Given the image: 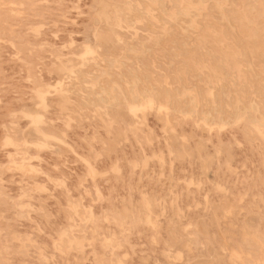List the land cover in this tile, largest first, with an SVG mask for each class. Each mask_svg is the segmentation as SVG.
Returning a JSON list of instances; mask_svg holds the SVG:
<instances>
[{
	"label": "rangeland",
	"instance_id": "obj_1",
	"mask_svg": "<svg viewBox=\"0 0 264 264\" xmlns=\"http://www.w3.org/2000/svg\"><path fill=\"white\" fill-rule=\"evenodd\" d=\"M263 65L264 0H0V264H264Z\"/></svg>",
	"mask_w": 264,
	"mask_h": 264
},
{
	"label": "bare ground",
	"instance_id": "obj_2",
	"mask_svg": "<svg viewBox=\"0 0 264 264\" xmlns=\"http://www.w3.org/2000/svg\"><path fill=\"white\" fill-rule=\"evenodd\" d=\"M2 1V0H1ZM45 1V0H44ZM180 1V0H179ZM41 2V1H40ZM137 2V1H136ZM153 2V1H152ZM175 2V1H174ZM259 2V1H258ZM10 3V2H9ZM133 3V2H132ZM155 3H156V1H155ZM158 3V2H157ZM159 3H161V2H159ZM168 3V2H167ZM139 4V3H138ZM165 4V3H164ZM204 4V3H203ZM259 4V3H258ZM12 5V4H11ZM142 5V4H141ZM141 5H140V7H141ZM159 5V4H158ZM188 6H189V4H187ZM160 6V5H159ZM198 6V5H197ZM238 6V5H237ZM224 7V6H223ZM145 9V8H144ZM252 9V8H251ZM16 10V9H15ZM19 10V9H18ZM146 10V9H145ZM152 10V9H151ZM173 10V9H172ZM183 10H184V8H183ZM12 11V10H11ZM140 11H142V10H140ZM144 11V10H143ZM149 11V10H148ZM18 12V11H17ZM116 12V11H115ZM134 12H137V10L136 11H134ZM133 12V13H134ZM171 12V11H170ZM228 12V11H227ZM110 13V12H109ZM118 13V12H117ZM139 13V12H138ZM144 13V12H143ZM142 13V14H143ZM116 14V13H115ZM140 14V13H139ZM149 15H151V14H149ZM148 16V15H147ZM116 17V16H115ZM152 17V16H151ZM139 18H141V17H139ZM143 18V17H142ZM221 18H222V16H221ZM117 19V18H116ZM152 19H153V17H152ZM119 20V19H118ZM136 20V19H135ZM136 21H138L139 22V20H136ZM154 21V20H153ZM119 22V21H118ZM228 22V21H227ZM195 23V22H194ZM40 24V23H39ZM38 24V25H39ZM189 23H187V25H188ZM41 25V24H40ZM35 26V25H34ZM153 26V25H152ZM166 26V25H165ZM42 27V26H41ZM189 27V26H188ZM37 28V27H36ZM155 28H157V27H155ZM232 28V27H231ZM40 29V28H39ZM162 28H160V30H161ZM186 29V28H185ZM233 29V28H232ZM101 30V29H100ZM35 31V30H34ZM134 32V31H133ZM34 33V32H33ZM38 33V32H37ZM55 34V33H54ZM96 37L99 39V40H101V41H104V40H106V37H105V35H103V34H97L96 35ZM253 37V40H256L258 37L257 36H252ZM197 40V39H196ZM197 42H198V40H197ZM250 44V43H249ZM11 45V44H10ZM42 46V45H41ZM37 47H39V46H37ZM229 47H231V45L229 46ZM234 47V46H233ZM248 49V48H247ZM88 50V49H87ZM249 50V49H248ZM87 52V51H86ZM86 54V53H85ZM84 54V55H85ZM81 56H83V54L81 55ZM250 56H251V54H250ZM224 57V56H223ZM83 58V57H82ZM220 58V57H219ZM218 58V59H219ZM226 58V57H225ZM224 58V59H225ZM18 59V58H17ZM233 59V58H232ZM81 60V59H80ZM88 60V59H87ZM226 60V59H225ZM223 62V61H222ZM224 63V62H223ZM235 64H237V63H235ZM240 64V63H239ZM251 64V63H250ZM238 65V64H237ZM239 66V65H238ZM240 66H241V64H240ZM264 66V65H263ZM235 67V66H234ZM222 68V67H221ZM238 68V70H239V67H237ZM243 68L246 70V68L243 66ZM236 69V68H235ZM232 70H233V68H232ZM71 73V72H70ZM224 76H225V74H223ZM227 75V74H226ZM221 76V75H220ZM223 76V77H224ZM259 76V75H258ZM86 77V76H85ZM230 77V76H229ZM244 77V76H243ZM220 79H221V77H220ZM225 79V78H224ZM245 79V78H244ZM216 80H218V79H216ZM88 81V80H87ZM210 81H211V79H210ZM225 82V81H224ZM235 82V81H234ZM263 82V81H262ZM212 84V83H211ZM220 84V83H219ZM228 84H229V82H228ZM262 84V83H261ZM221 85V84H220ZM221 86H223V84L221 85ZM226 86V85H225ZM227 87V86H226ZM39 89V88H38ZM59 91V90H58ZM64 91V90H63ZM38 92H40V91H37V93ZM42 93V92H41ZM63 93V92H62ZM40 94V93H39ZM60 94H61V92H60ZM38 96V95H37ZM62 96V95H61ZM41 97V96H40ZM61 98V97H60ZM148 100V99H147ZM252 101H254V100H252ZM146 102H148V101H146ZM150 102V101H149ZM250 104H252V103H250ZM141 105V104H140ZM149 105V103L147 104V106ZM132 106V105H131ZM136 106V105H135ZM134 106V107H135ZM142 106V105H141ZM151 107V106H150ZM132 108V107H131ZM143 108H144V106H143ZM145 108H147V107H145ZM144 108V109H145ZM149 108V107H148ZM158 108V107H157ZM128 109H129V107H128ZM138 109V108H137ZM137 109H134L133 108V110H137ZM139 109H141V108H139ZM162 109H164L163 107H162ZM132 110V111H133ZM131 111V110H130ZM129 112V111H128ZM136 112V111H135ZM139 112H140V110H139ZM132 113H134V112H132ZM132 113H130V114H132ZM134 115V114H133ZM43 132H45V131H43ZM259 133V132H258ZM260 134V133H259ZM7 140H9V139H7ZM6 140V141H7ZM11 140V139H10ZM23 142V141H22ZM6 143V142H5ZM9 143H10V141H9ZM29 144V143H28ZM22 165V164H21ZM259 205V204H258ZM260 206V205H259ZM259 215V214H258ZM100 229V228H99ZM96 234V233H95ZM96 235H98V234H96ZM112 238V237H111ZM258 238V237H257ZM259 240H260V238H259ZM187 241V240H186ZM201 241V240H200ZM188 242V241H187ZM201 243V242H200ZM106 245V244H105ZM225 245V244H224ZM239 245V244H238ZM241 245V244H240ZM260 245H262V244H260ZM232 246V245H231ZM264 246V245H263ZM116 246H114V248H115ZM228 247V246H227ZM233 247V246H232ZM237 247H239V246H237ZM262 247V246H261ZM107 249V248H106ZM195 249V248H194ZM240 250H241V248H239ZM258 249V248H257ZM261 249V248H260ZM236 249H234V251H235ZM121 251V250H120ZM119 251V252H120ZM234 251H232V252H234ZM125 252V251H124ZM124 252H122V253H124ZM236 252H238V251H236ZM235 252V253H236ZM126 253V252H125ZM241 253L243 254V252L241 251ZM247 253V252H246ZM259 253V252H258ZM262 253H263V251H262ZM127 254H128V252H127ZM239 254V253H238ZM259 254H261V253H259ZM258 254V255H259ZM215 255V254H214ZM250 255V254H249ZM263 255H264V253H263ZM123 256V255H122ZM121 256V257H122ZM117 256H116V254H115V258H116ZM125 257V256H124ZM241 257V256H240ZM248 257H250V256H248ZM230 258V257H229ZM118 259V258H117ZM124 259V258H123ZM240 259V258H239ZM242 261H243V259H241ZM240 260V261H241ZM252 261H255L254 259H251ZM259 259H257V261H258ZM238 261V260H237ZM119 262V261H118ZM248 262V261H247ZM264 261L262 260V263H263ZM241 263H243V262H241ZM119 264H123V263H119ZM255 264V263H254ZM259 264V263H258ZM261 264V263H260Z\"/></svg>",
	"mask_w": 264,
	"mask_h": 264
}]
</instances>
